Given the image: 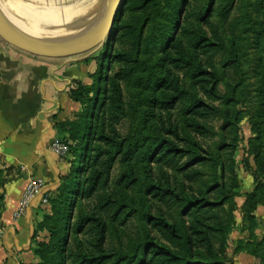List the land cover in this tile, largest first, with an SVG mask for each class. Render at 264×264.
Returning <instances> with one entry per match:
<instances>
[{"label": "trees", "instance_id": "16d2710c", "mask_svg": "<svg viewBox=\"0 0 264 264\" xmlns=\"http://www.w3.org/2000/svg\"><path fill=\"white\" fill-rule=\"evenodd\" d=\"M161 1L125 0L115 22V49L101 56H109L120 69L104 79L99 110L94 111L93 105L100 91V73L91 85L75 82L76 88L70 87V98L84 111L76 120L57 124L62 139L71 142L65 157L69 169L61 175L56 193L48 198L51 211L43 210L33 225L32 252L38 262L27 264H230L231 211L237 195L233 155L238 149L242 114L236 108L240 103L236 88L241 83L237 78L241 67L236 57L230 58L228 66L235 72V82L221 93L222 76L206 65L203 56L219 55L228 48L210 22L205 2L200 6L196 0H185L180 12L175 0H169L167 23H173L155 38L162 41V71L151 103L152 131L142 133L133 143L118 127L130 115L123 83L139 68L147 29L160 16ZM127 11L133 12L132 20L126 19ZM193 20L206 30L196 27ZM258 36L264 42V22ZM259 94L263 104L258 118L264 121V73ZM216 119L223 121L221 132L210 124ZM256 127L252 148L258 183L264 177V123ZM226 132L233 134L232 140ZM216 137L218 151H230L227 158L206 144ZM125 154L132 169L122 175L119 184L140 188L145 193V210L124 202L117 191L109 189L113 167ZM136 166L144 169L143 178L134 174ZM6 181L1 172L0 201ZM258 190L248 197L245 208L243 229L249 238L240 240L234 251H245L264 264V237L258 239L253 216L258 205H264V195L259 197ZM137 216L145 224L140 234L123 248H110L109 220L125 223ZM41 232H47L48 238L40 242Z\"/></svg>", "mask_w": 264, "mask_h": 264}, {"label": "rangeland", "instance_id": "374dc122", "mask_svg": "<svg viewBox=\"0 0 264 264\" xmlns=\"http://www.w3.org/2000/svg\"><path fill=\"white\" fill-rule=\"evenodd\" d=\"M21 1L28 4L29 8L34 11H36V8L40 9V7L46 3L48 6H55V3L51 0ZM61 1L63 4L65 3L64 0ZM184 1L185 0H175V3L179 6L178 9L180 12L184 8ZM196 1L200 6H203L204 2L206 3L208 9H210V13L208 14L209 20L211 24L218 28L228 48L225 53L219 55L203 56L206 65H209L213 70H216L222 76V82L219 85L221 93L228 92L231 85L230 83L235 82V79H233L235 72L228 66L230 58L236 57L241 67V72L237 75V78L241 79V83L240 86L236 88V96L240 101V103H237L236 108L242 113L240 117L241 131L239 132L240 139L238 142V149L233 155L237 163V187L235 189L237 195L234 197L233 210L231 211L234 226L229 237L230 248L231 245L236 244V239H233L232 235L235 236V234H238L239 232H247L249 234L248 231L243 229L245 208L248 197L256 192L257 189H259V197L264 195V187H260L261 185L264 186V177L260 176V182H255L254 173L258 170V164L256 161V155L254 154V149L252 148L255 145V132L257 130L256 124L260 122L264 123V121H260L258 118L259 113L262 110L261 105L263 104L259 90L262 86V77L264 73V42L259 41L258 32L261 24L264 22V0ZM82 2L83 9H86V19L91 16L88 14L94 13V18L96 20L98 17H102L103 13L107 10L110 0H83ZM169 2V0L161 1L160 16L154 19L149 24L147 29L145 44L141 52V57L139 58V68L135 72L134 76L123 83L125 104L130 115L123 120L118 127L123 135L132 137L133 143L137 142V138H139L142 133L147 132V130L151 132L154 126L151 103L154 96L156 79L160 76L162 71V65L160 62L162 41L156 40L155 38H159L163 31H165L166 28L171 26L173 23V21H171L169 25L167 23L169 22L168 13L170 12ZM69 4L71 5V8L75 5L73 0L72 2H69ZM82 5L80 8H82ZM38 12H40V10ZM38 15L39 19L44 18V14L40 15L39 13ZM165 15H167V17H165ZM181 16L182 15L180 14V18ZM125 17L126 19L132 20L134 17L133 12L127 11ZM192 23L196 27L201 26L197 20H193ZM201 28L206 30L204 25H202ZM116 33L117 29L114 28L112 37L108 43L87 54L73 57L74 59H77L80 70L84 74V81L72 80L68 88L69 92L71 89L70 87L76 88L77 85L75 82L82 83L83 85L93 84L95 77L100 73V91L94 101V111L99 110L103 102V92L105 91L104 79L108 75L115 74L118 69H120L119 64L110 62L109 56L104 58L101 57L104 51H113L115 49L114 38ZM216 104L220 107H225L221 102ZM83 111L84 110H82V113ZM210 124L213 126L214 130L221 132L223 124L222 120L216 119L211 121ZM226 136L229 140H232L233 134L231 135V133L226 132ZM58 140L71 146V142L65 141L62 137ZM218 142L219 140L217 137L206 140V144H208V146L227 158L230 155V151L228 149L218 151ZM61 159L65 161V157ZM141 167L136 166L134 174L140 175V177L143 178L144 169ZM131 169L132 165L128 159V155L125 154L119 157L112 170L109 189L117 191L118 195L124 202L132 204L134 207L138 206L142 210H145L147 208V205L144 202L145 193L140 188H125L124 185L119 184L120 179L123 177L122 175ZM230 175V172H227L226 180L229 183L231 182ZM58 185L56 186L54 192L49 191V196L56 193ZM42 205L44 210L46 209L49 212L51 211L49 202L46 205ZM253 216H255L256 224L258 225L256 228V232L258 233L257 237L261 240L264 237L263 204L258 205L257 209L253 213ZM143 226H145L144 221L142 220V217L139 218L138 216L125 223H122V220L119 219L115 221L109 220V233L107 240L108 246L110 248L125 247L132 239L135 238V236H137L140 231H142ZM47 236V232H41L39 234L38 241L41 242L47 240ZM72 238L71 240L73 242ZM248 238L249 235L246 236L245 240ZM228 257L230 258L229 254ZM37 262L38 258L34 255V259L32 261L25 262V264Z\"/></svg>", "mask_w": 264, "mask_h": 264}, {"label": "crops", "instance_id": "0c3cea01", "mask_svg": "<svg viewBox=\"0 0 264 264\" xmlns=\"http://www.w3.org/2000/svg\"><path fill=\"white\" fill-rule=\"evenodd\" d=\"M51 1L55 6L46 3L36 11L21 0H0V6L20 29L44 40L83 34L101 18L95 20L94 13H90L86 19L83 0H73V8L69 4L72 0H64V4L61 0ZM39 13L44 14L42 20ZM83 75L73 57L40 58L0 39V173L7 179L0 201V264L34 259L33 225L44 210L41 198L37 197L23 216L15 214L32 179H43L47 190L54 192L60 176L68 172L67 162L50 146L62 137L57 124L76 120L82 113V105L70 98L68 88L72 80L84 81ZM248 235H232L236 244L228 249L230 264L260 263L254 255L234 251L237 242Z\"/></svg>", "mask_w": 264, "mask_h": 264}, {"label": "water", "instance_id": "95a60500", "mask_svg": "<svg viewBox=\"0 0 264 264\" xmlns=\"http://www.w3.org/2000/svg\"><path fill=\"white\" fill-rule=\"evenodd\" d=\"M125 0H110L107 10L90 30L66 38L29 41L32 34L14 24L0 7V39L10 46L32 56L64 59L87 54L108 43L117 17L122 13Z\"/></svg>", "mask_w": 264, "mask_h": 264}, {"label": "built area", "instance_id": "2783aa9c", "mask_svg": "<svg viewBox=\"0 0 264 264\" xmlns=\"http://www.w3.org/2000/svg\"><path fill=\"white\" fill-rule=\"evenodd\" d=\"M50 149L60 158H64L69 153L70 145L57 139L51 143ZM49 195L50 193L46 188V182L43 179H32L22 196L20 206L15 215L17 217L23 216L37 197H40L41 203L46 205Z\"/></svg>", "mask_w": 264, "mask_h": 264}, {"label": "bare ground", "instance_id": "6f19581e", "mask_svg": "<svg viewBox=\"0 0 264 264\" xmlns=\"http://www.w3.org/2000/svg\"><path fill=\"white\" fill-rule=\"evenodd\" d=\"M35 33V32H34ZM38 33H40V32H38ZM33 35H36V34H33ZM39 35H44V34H42V33H40ZM27 39L29 40V41H31V42H33V41H39V39L37 38V37H35V36H30V35H27Z\"/></svg>", "mask_w": 264, "mask_h": 264}]
</instances>
